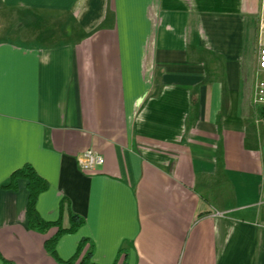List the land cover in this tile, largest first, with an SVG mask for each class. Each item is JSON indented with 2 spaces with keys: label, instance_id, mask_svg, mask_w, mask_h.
I'll use <instances>...</instances> for the list:
<instances>
[{
  "label": "crops",
  "instance_id": "1",
  "mask_svg": "<svg viewBox=\"0 0 264 264\" xmlns=\"http://www.w3.org/2000/svg\"><path fill=\"white\" fill-rule=\"evenodd\" d=\"M0 5L38 30L0 40V264H62L44 248L54 230L28 227L27 182L1 188L25 164L49 183L45 221L63 199L85 220L58 242L62 261L89 239L94 264L121 251L127 264H264V0ZM88 150L105 163L84 172Z\"/></svg>",
  "mask_w": 264,
  "mask_h": 264
},
{
  "label": "trees",
  "instance_id": "2",
  "mask_svg": "<svg viewBox=\"0 0 264 264\" xmlns=\"http://www.w3.org/2000/svg\"><path fill=\"white\" fill-rule=\"evenodd\" d=\"M260 114L264 118V107L260 109ZM20 180L27 182L29 192L26 208L29 229L40 233H48L54 230V234L46 239L44 243L45 250L62 264H94L91 262L94 246L89 239H82L79 242L75 255L69 260L62 261L57 255V244L60 239L65 235L77 233L85 224L84 218L75 214L69 205V201L63 199L60 203V218L55 222L45 221L37 210V204L41 194L49 189V183L37 173L32 165L25 164L23 167L15 170L10 176L9 183L1 186V188L17 191ZM65 214H67L69 220L68 227H65L63 224ZM121 261L122 251L117 256L115 264H119ZM3 262L4 264H13L7 260ZM121 264H127L126 259Z\"/></svg>",
  "mask_w": 264,
  "mask_h": 264
},
{
  "label": "built area",
  "instance_id": "3",
  "mask_svg": "<svg viewBox=\"0 0 264 264\" xmlns=\"http://www.w3.org/2000/svg\"><path fill=\"white\" fill-rule=\"evenodd\" d=\"M253 104L258 108L264 107V6L257 35V63L253 90ZM78 163L82 171L89 172L103 166L105 158L93 150H88L78 158Z\"/></svg>",
  "mask_w": 264,
  "mask_h": 264
},
{
  "label": "rangeland",
  "instance_id": "4",
  "mask_svg": "<svg viewBox=\"0 0 264 264\" xmlns=\"http://www.w3.org/2000/svg\"><path fill=\"white\" fill-rule=\"evenodd\" d=\"M47 21L55 22V19H53V16H46ZM21 14L16 11H9L2 7L0 5V40H11L13 42L17 43H32V38L36 37L37 31L36 28H33V24L27 29L24 28L21 25V21L18 22L17 20L21 19ZM45 19V20H46ZM43 19L40 20L39 26L41 28L42 33L48 32L50 29H52V26L50 24L46 23V21ZM56 28V23H54V26ZM36 31V32H35ZM35 32V33H34ZM34 33V34H33Z\"/></svg>",
  "mask_w": 264,
  "mask_h": 264
}]
</instances>
